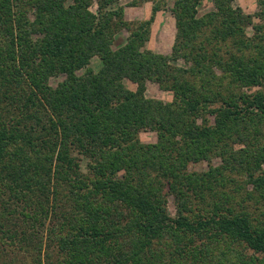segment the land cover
<instances>
[{
    "label": "trees",
    "instance_id": "16d2710c",
    "mask_svg": "<svg viewBox=\"0 0 264 264\" xmlns=\"http://www.w3.org/2000/svg\"><path fill=\"white\" fill-rule=\"evenodd\" d=\"M144 1L152 16L135 24L120 0H0V257L12 264H264V226L236 208L264 198V91L248 92L264 87V0L259 24L235 0L202 17L203 0H174L170 55L146 48L169 0L131 5ZM148 81L173 100L148 97ZM148 129L156 142L141 140Z\"/></svg>",
    "mask_w": 264,
    "mask_h": 264
},
{
    "label": "rangeland",
    "instance_id": "374dc122",
    "mask_svg": "<svg viewBox=\"0 0 264 264\" xmlns=\"http://www.w3.org/2000/svg\"><path fill=\"white\" fill-rule=\"evenodd\" d=\"M133 0H120L119 5L124 6L125 8V19L133 22L135 24L143 21H147L151 18L153 13V2L152 1H144L138 5H131V2ZM174 0H169V3L166 7H163L161 10H159L156 13L155 19L153 23L151 24V32L148 42L146 43V48L151 49L157 53L170 55L173 50L176 34H177V28H176V20L175 16L173 15L171 11V7L173 6ZM234 7L241 8L246 14H250L254 16V21L256 24L261 23V20L256 17L257 12L261 10L259 7V0H235L233 3ZM215 4L213 0H203L200 7H199V17H202L203 15L215 10ZM91 10L95 13L98 12V4L94 3L91 7ZM33 19V16H32ZM248 32L251 35L254 33L253 27L250 26L248 28ZM130 36V32L126 29H123L115 36V42H114V48H118L122 45H124L128 38ZM91 67L94 70H99L102 62L99 59V57H94L91 61ZM176 64L180 67L187 68L191 66V62H187L184 59H180L176 62ZM82 72V71H81ZM220 74V71H218ZM65 79V76H53L50 80L52 86H57L58 83L62 82ZM126 86H128L132 90L137 89V84L133 83L130 80L125 81ZM244 90L247 91L245 88ZM259 90L264 91V87H255L251 90H248V92H257ZM147 96L150 98L155 99H161L165 102H169L173 100V93L171 91H165L161 89L158 83L153 81L147 82V90H146ZM140 138L144 143H154L157 141V133L154 130L148 129L145 131H142L140 133ZM241 145H236V148H241ZM222 164V159L219 157L213 158L212 161L204 160L202 162H199L197 164H192L190 166V169L192 171H207L210 169L211 166H218ZM243 178V177H241ZM4 189L3 186V179L1 178L0 174V192ZM251 193L253 192V186L248 185L246 189L242 190L240 194L245 193ZM209 197H213L212 200L208 197V202L216 200L213 195H208ZM246 199L244 201H239L240 195L238 194L237 200L239 203H237L236 208L237 210H245L249 212L253 216V223L256 225H263L264 226V198L260 197L258 192L254 193L253 197L245 196ZM0 198L3 199L4 197L1 196ZM240 198V199H239ZM1 202V201H0ZM1 210V207H0ZM169 212L172 216H175L177 213V206L174 202V198H170L169 202ZM6 216V215H5ZM6 240V239H4ZM7 241V240H6ZM8 246V245H6ZM235 248L240 250L242 253L251 255L253 252L252 250H246L242 245H235ZM9 249H13L12 247H9ZM259 258L264 259V254H257ZM230 259L225 262V264H234L231 260L235 261L234 253L229 254ZM3 261L6 263H11V258H8L6 256L0 257V264H3ZM237 261V260H236Z\"/></svg>",
    "mask_w": 264,
    "mask_h": 264
}]
</instances>
